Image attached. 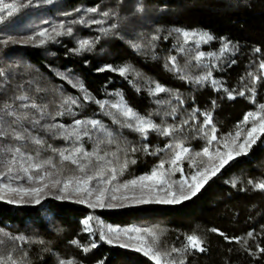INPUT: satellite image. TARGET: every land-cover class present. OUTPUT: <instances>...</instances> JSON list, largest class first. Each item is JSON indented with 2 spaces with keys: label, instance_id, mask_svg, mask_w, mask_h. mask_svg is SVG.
<instances>
[{
  "label": "trees",
  "instance_id": "1",
  "mask_svg": "<svg viewBox=\"0 0 264 264\" xmlns=\"http://www.w3.org/2000/svg\"><path fill=\"white\" fill-rule=\"evenodd\" d=\"M3 2L28 5V0ZM138 3L144 6L142 12L135 10ZM91 7L116 15L104 17L100 11L87 12ZM0 15L6 17L0 22V71L6 73L0 83L7 81L5 88L0 89V108L9 97L27 94L28 103L46 106L47 114L41 124H63L71 131L76 127L75 120L85 122L78 128L79 140L74 136L68 140L53 138L24 123V127L44 136L47 144L52 145L40 148L28 144L25 151L37 161L51 159L56 168L48 170L62 168V177L80 175L76 165L61 161L59 155L79 147L93 153L89 158V174L102 169V175L108 178L112 175L110 169H116L115 180L104 185L107 188L127 191L130 185L121 186L153 171L169 186L177 188L183 178L190 179L196 170L218 162V152L237 148L253 123L251 118L243 123L245 115L258 112L259 104L264 103V75L259 69L260 61L264 60V0H52L51 3L32 0L31 5L20 8L11 17L7 10ZM81 18L86 22H74ZM92 20L102 23L94 24ZM113 23L117 24L116 29H111ZM69 26L72 35L55 36L53 29L65 31ZM100 28L110 29L109 34H102ZM43 29L48 30V35L44 37L45 43L40 44L37 33ZM184 31L189 33L187 38L182 35ZM201 32L214 39L201 42L198 35ZM28 36L33 39L25 40ZM85 39L94 41L92 49L77 54L73 50ZM224 41L230 47L221 56ZM256 48L261 51L255 52ZM199 52L206 55L198 66L195 57ZM172 56L176 57L177 68L183 70L180 75L194 78L212 71L211 78L220 82L219 90L210 80L196 85L181 79L176 69L169 70L172 65L168 58ZM109 65L117 69L130 66L132 71L124 77L118 71L101 70ZM248 73L261 78L253 84ZM77 82L87 89L91 101H85L84 93L73 87ZM157 84L166 91L150 94L149 90H155ZM253 87L254 95L247 90ZM225 89L231 90L235 98L229 99ZM241 90L245 91L244 97L238 95ZM69 96L80 100L79 105L71 106V114L66 111L67 105L62 107ZM97 100L108 106L101 109ZM117 103L132 107L161 127H178L184 120L189 123L171 136L149 131L145 138L113 122L109 113L124 119L111 107ZM193 109L212 114L211 123L204 128L208 136L213 134L211 128H216V141L209 144L199 131L203 116H197L195 121L190 119ZM26 111L39 118L40 113L35 110ZM59 112L65 114L57 115ZM92 119L99 120L103 128H93L87 123ZM177 143L189 152L173 166L171 158ZM169 144L173 148L164 147ZM205 147L209 150L207 156L202 152ZM197 152L201 155L196 156ZM125 161L127 166L121 168ZM161 161L163 167H159ZM82 162L88 163V159ZM3 170L0 165V171ZM20 175V180L11 181L25 184L27 176ZM250 180L264 181V136L249 154L229 161L195 196L176 204L152 202L91 208L53 196L45 197L39 205L0 201V264H7L9 258L16 264H58L62 259L74 264H155L140 251L101 241V223L114 228L140 229L139 234L160 254L161 264L173 261L179 264L181 259L185 264H264V253L257 251V245L264 247V190H254ZM89 218L85 226L82 222ZM213 228L218 232L210 231ZM249 232L253 233L252 238L247 237ZM190 234L202 238L206 251L172 253L173 247L183 248ZM20 236L25 240L17 239ZM225 236L242 240L238 243L226 240ZM93 242L95 248H91ZM83 246L90 251L82 252Z\"/></svg>",
  "mask_w": 264,
  "mask_h": 264
},
{
  "label": "snow or ice",
  "instance_id": "2",
  "mask_svg": "<svg viewBox=\"0 0 264 264\" xmlns=\"http://www.w3.org/2000/svg\"><path fill=\"white\" fill-rule=\"evenodd\" d=\"M47 3H51L52 0H46ZM32 0H28V5H31ZM23 3L17 5L16 3H4L3 0H0V13H4L7 10L8 17L13 16L16 12L20 10V8L26 7ZM136 12H142L144 10V6L142 3H138L136 6ZM100 11L97 7H91L87 9L89 13H97ZM100 15L104 17H109L116 15L113 11H100ZM6 19L4 15H0V22H3ZM75 23H85L86 21L81 18L78 21H74ZM91 23L99 24L102 23L98 20H92ZM60 28H65L64 25H60ZM117 24L113 23L111 25V29H116ZM110 29L108 28H100V32L104 35L109 34ZM179 31V30H177ZM55 36L61 35H72L73 29L72 27H67L65 31H58L53 29ZM40 39V44L45 43L44 37L48 35V30L43 29L39 33H37ZM182 35L187 38L189 33L184 31ZM201 37V42H208L214 39L213 36L206 32H201L198 34ZM49 39L53 38L51 36L48 37ZM27 41H31L33 39L32 36H28L24 38ZM94 41L89 40H81L79 41V45L75 51L77 54L82 53L84 51H90L93 47ZM135 48L139 49L140 45H133ZM230 44L228 41H224L222 43L220 54L221 56L227 52L229 49ZM234 47V46H232ZM255 52L259 53L261 51L260 48L254 49ZM206 54L204 52H199L195 59L198 62L201 61V58L204 57ZM213 55V54H208ZM219 58V57H217ZM169 64L172 65V68L169 70L176 69L177 74L180 75L182 69H178L176 65V57L172 56L168 58ZM231 63H235L233 60ZM167 67V65H166ZM259 69L261 70V74L264 75V60H261L259 63ZM101 70H111V71H118L121 76L127 77L128 73L132 71L130 66H122L120 68H113L111 65L106 66L105 69ZM6 73L4 71H0V78H4ZM248 76L252 78L253 84L260 79V76H257L253 73H248ZM212 71H207L201 76H196L194 78H188L186 75H180L181 79H187L189 83H195L196 85H203L209 80L211 81V85L219 90L220 82L212 79ZM7 81L5 80L4 83H0V89H4ZM19 87H23L20 85ZM73 87H78L84 93V100L91 101L93 98L88 94L87 89L84 88L82 83L77 82L73 85ZM251 91L253 95L255 94L254 87L251 89H247ZM39 91V89H38ZM150 94H155V92H164L166 89L161 87L159 84L156 85L155 90L150 89ZM228 94L229 99H234L233 93L231 90L225 89ZM239 96L244 97L245 91L241 90L238 93ZM179 99V97H177ZM30 97L27 94H18L9 97L8 99L4 100L3 107L0 108V165L3 166V171H0V179L6 178L7 180L11 181L13 179H20L21 173L27 176L30 182H34L35 186H13L11 182L9 183H0V201H6L8 203H16L19 201H23L25 198L28 200L33 201L36 205H39L41 201L48 196L49 194H54L57 200H67L75 198L77 203H87L91 208H112L117 206H124V202L131 200L136 204H148V203H163V204H175L181 202V200H188L192 196H195L203 187L204 185L214 177L229 161L233 160L235 157H239L241 155L249 154L250 150L253 148L254 145L257 144V141L260 140L262 136H264V103L259 104V111H250L248 112L245 117L243 123H247L249 118L252 119L253 123L251 127L247 129V135L244 137L243 142L239 143L237 148H232L230 150H226L225 152H218L217 158L218 162L214 161L210 167H203L195 171L194 175H192L191 180L192 183L188 184L187 190L185 191L184 185H180L179 192H173L171 190V186H169L168 190L165 191L163 196L160 195H153V192L158 193L159 191L163 190V188H157L155 184L151 186H147L148 195H135L132 196L123 195L117 196L115 194L109 195V192L115 193L118 191L117 188L109 189L104 185L111 184L112 180H115V172L116 169L113 167L110 169L112 175L108 178H105L102 175L103 170L97 169L95 174H89V167H90V157L93 153H87L82 150V148L74 147L70 152H60V159L61 161H69L71 164L76 165V170L80 173V175H72L62 177L61 173L63 171L62 168L57 169L56 171H49L48 168H56V165L51 159H45L41 161H37L32 155L28 154L25 151V146L28 144L38 146L43 148L47 146L48 148H52V145H48L47 141L45 140L44 136L40 134H33L28 128L24 127V123H28L31 125L32 129L40 128L43 132L48 133L53 138H62L64 140L71 139L73 136L79 140V131L78 128L84 121L79 119L75 120V128L71 131L65 128L63 124H41V121L44 119L46 113V106L39 105L36 102L28 103ZM19 102V103H17ZM99 104L101 109L106 108L108 105L106 102L103 101H95ZM182 103V101H181ZM213 105H215V101H212ZM80 100L75 97H67L64 99L62 107L67 105V113L71 114L72 112V105H79ZM112 108L117 109V111L123 116V120H119L113 115V122L120 124L121 127H127L132 131L139 132L145 138L147 137L149 131H154L159 135L162 136H171L175 132L181 131L184 125L189 123V120H184L181 122L180 126H168V127H161L159 125L154 124L151 119L145 118L140 116L132 107L127 106L126 104L121 106L119 103L112 104ZM28 109L35 110L36 112L40 113L39 118H36L32 112L26 111ZM175 112V109H173ZM65 112H59L57 115H64ZM197 116H203V125L200 127L199 131L203 132L207 137L208 143L211 144L213 141L218 139L216 133V128L212 127L211 132L213 133L211 136H208L205 132L204 126H207L211 123V116L212 114L209 112L200 113L198 109H193L192 116L190 119L195 121ZM88 124H91L93 128H103V125L99 120L92 119L87 121ZM239 127V125L237 126ZM87 131L85 135H87ZM111 135V133H108ZM231 135V134H229ZM236 136L239 137L240 133L237 131ZM165 148H173V145H165ZM55 151V149H53ZM147 151V146L145 147ZM134 151V150H133ZM208 148L205 147L202 152L205 156L208 155ZM189 149L184 147L182 144L177 143L174 148L173 157L171 158V164L173 166L177 165V163L183 158L184 154L188 153ZM201 153L197 152L196 156H200ZM88 159V163L82 162L83 160ZM97 159H101L97 156ZM211 160L212 157H209ZM110 163V162H109ZM132 163H135L133 160ZM164 161H161L159 167H163ZM127 166V161L121 168ZM29 173H32L29 175ZM157 177V172L153 171L152 175L149 177H140L139 179H155ZM93 181H97V183L93 184ZM250 184H253L254 190H264V181L254 183L253 181H249ZM129 185L135 187L137 185V181H129L126 184L122 185L121 187L128 188ZM233 186H235V181L233 182ZM141 192L144 191L145 186L140 185ZM94 197V199H93ZM116 201L117 203H109L108 201ZM89 219L84 220L82 223L87 226L89 224ZM86 231H90L89 228H85ZM136 231L140 232V229L128 230V229H115V228H108V234H104L101 232L99 239L101 241H105L109 244L113 243L114 240H119L120 235L122 232H130ZM210 231L218 232L217 229L213 228ZM221 236H224L222 232L218 233ZM248 238L253 237V233L249 232L247 234ZM131 238V237H130ZM226 240H235L236 242H241L242 238L239 237H224ZM17 239L23 241L25 238L23 236L17 237ZM186 243L184 244L183 248L178 249L173 247L172 253L182 254L187 253L189 250L199 251L201 253L206 251V248L203 246V240L201 237L190 234L187 235ZM142 242V241H141ZM74 245L77 244L76 241H72ZM143 243V242H142ZM243 243L246 245L247 240L244 239ZM121 247L129 246L126 244H120ZM96 244L93 242L91 244V248H95ZM136 251H143L145 255L150 256L151 259L155 261V264H161V260L159 259L160 254L158 252L152 251V249L148 245H144L143 247H136ZM246 251H249L251 254V250L245 248ZM81 251L87 253L90 251L88 246H83ZM257 251L260 253H264V247H260L257 245ZM170 255V254H169ZM7 264H16V262L9 258ZM58 264H74L72 260H60ZM175 264V261L172 262ZM179 264H185V261L181 259Z\"/></svg>",
  "mask_w": 264,
  "mask_h": 264
},
{
  "label": "rangeland",
  "instance_id": "3",
  "mask_svg": "<svg viewBox=\"0 0 264 264\" xmlns=\"http://www.w3.org/2000/svg\"><path fill=\"white\" fill-rule=\"evenodd\" d=\"M151 175H149V176H151ZM22 176H24V175H22ZM149 176H147V177H149ZM20 179H18V180H20ZM26 181L27 182L25 184H23V183H15L14 181L13 182L9 181L6 178L0 179V183H9V182H11L13 184V186H18V185L19 186H29L30 183H31V186H35V183L34 182H30L28 180V178H27ZM136 181H137V185L135 187L130 185L131 189H128L127 191H124V192L123 191H116L115 193H112L110 191L109 195H111V194H115L117 196H123V195L132 196L133 194H135L137 196H139L141 194L148 195L147 186H151V185L155 184V186L157 188H161L162 187L163 190L159 191L158 193L153 192L152 194L153 195H157L158 194L160 196H163L165 191L168 190V188H169V185L160 176H157L155 179H145V180H142V181L140 179H137ZM190 183H192L191 178L190 179H187V178H183L182 179L181 184L184 185L185 191L187 190V186ZM140 185H144L145 186L143 192H141ZM180 185L177 188H172L171 187V190L173 192H177L178 193L179 190H180ZM109 189H112V188H109ZM48 196L55 197L54 194H49ZM93 199H94V197H93ZM67 200L76 201L75 198L67 199ZM181 201H183V200H181ZM108 202L109 203H117L116 201H111V200H109ZM153 203H155V202H153ZM13 204H35V203L33 201L28 200V198H25L23 201H19L18 200V202L13 203ZM83 204L88 205L87 203H83ZM129 205H138V204L134 203L131 200H128V201L124 202V206H129ZM117 207H120V206H117ZM97 208H99V207H97ZM104 208H108V207H104ZM112 208H116V207H112ZM99 228H100L101 232H103L104 234L107 235L108 234V228H110V226H107V225H104V224L101 223V224H99ZM111 228H114V227H111ZM115 229L124 230L122 228H115ZM111 244H113V245L126 244V245H129V246H125V247H129V248H132V249H135L136 247H143L146 244V245H148L151 248V246L148 243V239L145 238L143 236V234H141V233L139 234V232H136V231L122 232V234L120 235L119 240H114L113 243H111ZM151 249H152V251H154L153 248H151ZM140 252L144 253L143 251H140ZM148 257H150V256H148ZM159 259H160V257H159Z\"/></svg>",
  "mask_w": 264,
  "mask_h": 264
}]
</instances>
